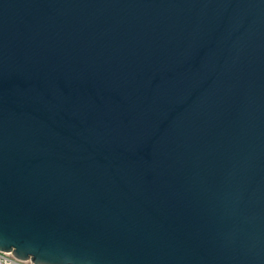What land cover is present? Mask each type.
I'll return each mask as SVG.
<instances>
[{
  "label": "water",
  "instance_id": "obj_1",
  "mask_svg": "<svg viewBox=\"0 0 264 264\" xmlns=\"http://www.w3.org/2000/svg\"><path fill=\"white\" fill-rule=\"evenodd\" d=\"M0 251L264 264V0H0Z\"/></svg>",
  "mask_w": 264,
  "mask_h": 264
},
{
  "label": "built area",
  "instance_id": "obj_2",
  "mask_svg": "<svg viewBox=\"0 0 264 264\" xmlns=\"http://www.w3.org/2000/svg\"><path fill=\"white\" fill-rule=\"evenodd\" d=\"M0 264H33L30 259L15 258L11 252L0 251Z\"/></svg>",
  "mask_w": 264,
  "mask_h": 264
}]
</instances>
